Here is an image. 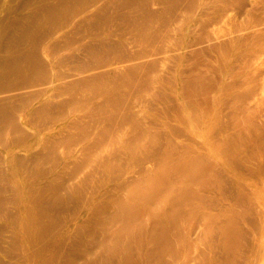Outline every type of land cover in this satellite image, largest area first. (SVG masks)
I'll return each instance as SVG.
<instances>
[{
	"label": "bare ground",
	"instance_id": "1",
	"mask_svg": "<svg viewBox=\"0 0 264 264\" xmlns=\"http://www.w3.org/2000/svg\"><path fill=\"white\" fill-rule=\"evenodd\" d=\"M0 1H2L4 7L9 6L8 8L5 7V9H8L7 17L4 20L0 19V35H2L0 36V207H6L9 202L15 204V206L17 205V214L14 217L15 232L13 233L15 236L13 243L14 246L17 244L20 248L19 258L5 259L3 249L6 246L3 248V244L7 241V237L2 234L6 231H3L4 228L2 227L3 229H0V264H66L68 259L71 264H239L242 260L241 251L244 249V240L249 237L244 228L243 219L247 211L243 209L242 203L237 200L235 202L231 200L228 204L215 202L214 200L217 199L215 198L216 194L213 193L214 186L217 193L224 195L221 189L223 178H219L216 170H209L211 167L209 160L199 151L196 152L193 148H190L188 143H183L186 149L184 147H178L177 149V143L174 141H169L165 146L162 144V137H158L159 134L155 135L153 132L156 129L155 126H158L154 125V121L157 120L156 122H158L160 120L161 123L163 121L165 123V118L162 119L164 116L161 117V110L155 108L157 104L155 106H153V103L150 104V100L153 97L155 98V96L152 97V92L158 91L156 96L158 101L163 100L165 96V93L161 91L163 83L160 77L162 78L161 73L163 74V71L167 73L169 61L172 62L170 60L171 56H166L165 59H159L161 53L157 54L159 56H156L155 53L149 56L138 45L140 42H137L138 44L134 43L136 48L131 47L134 48L132 52L135 49L136 52L141 50L140 52L146 56L148 55L149 58H145L146 56L139 52L141 54V56L139 55L140 59L135 57L137 61H133L134 63L131 61L132 64H128L124 60V56L127 55L125 57H128L129 55V58L132 57L131 53L128 54L130 51H127V54L124 51L119 54V51L123 49L130 50L126 46L129 44V35H123L121 28H118L117 32L112 31L111 26L106 27L104 22L102 23V25L104 24L103 27L99 28L93 27L94 24H92V27L85 25V27H79L81 20L78 22V18L77 20L74 19L75 21L72 20V29L69 28V33L65 35V40L71 41L69 45H72L75 40L78 43L74 53L73 50H70L73 49L71 46L68 49L65 48L68 51L67 56L71 54L70 57L73 58L72 56L77 54L74 56V58L76 57L75 62H72L73 64H70L72 65L70 67L68 64L71 58L67 60V56L64 57L60 54L56 49L57 44H53L54 40H50V37L37 43L31 40L32 32L44 29L43 26L49 20L59 18L61 26L69 22L68 18L66 19L69 15L66 12L68 0H46L45 2L39 0ZM173 1L177 2V0H171V2ZM195 1L189 3L192 6L197 4L201 7V3H197V1L195 3ZM212 1L218 2V0ZM233 1L237 6L236 0ZM117 2H121V4L119 5L115 1L113 2L115 5H112V7H116V4L120 7L125 6L128 11L127 15L131 16H129L130 18L133 15L134 18L138 15L139 20L142 17V22L149 19V13L156 9L157 3L165 4L163 0H117ZM228 2L230 3L229 0ZM247 2L241 1V5L237 6L239 8L235 6L234 9L241 11L242 4L245 7L244 4ZM80 3H78L79 6H81ZM74 4L76 5V3ZM167 4H165L163 10ZM176 4L174 3L175 6ZM105 5V9H102L106 13L110 10L111 4L109 6ZM188 5L184 4L182 7H188ZM21 6L25 7L26 15L20 10ZM192 6H189V10ZM108 7L110 8L108 9ZM178 7L182 11V7ZM224 7H222L224 13L223 9L220 8L221 13L225 16L223 23H230L232 17L225 10L228 5L226 8ZM231 8L228 7L227 10ZM175 9L171 8L174 11L170 9L164 11L165 14L167 11H171L170 16L173 12L174 16L172 15V17L176 18L178 9ZM117 10L122 11L123 8ZM214 10L218 13L217 8ZM114 11L116 12V10ZM181 11H179V14ZM193 11H190V13ZM240 11L237 12L240 13ZM113 12L112 15H110L111 12H107L108 16H113ZM115 12L114 14H116ZM187 12L189 13L188 10L184 11L185 14ZM212 12H207V14L211 13L213 15ZM85 13L87 14V12ZM162 13L160 15L163 17ZM92 14L98 17L100 15V13L99 15ZM179 14L178 17L183 15V13H181V16ZM94 15L88 21L93 20L96 17L93 18ZM160 15L159 18H161ZM193 15L190 16L192 19ZM25 16H29L28 19ZM116 18L119 20L118 16ZM124 18L127 17L124 16ZM155 18L158 17L155 16ZM179 19L181 20V18ZM208 19L211 21V18ZM177 21L179 22V20ZM177 21L175 22L177 23ZM199 21H201L200 18ZM107 22H110V20ZM113 23L115 22H112L111 25ZM129 24L128 26L131 28ZM56 25L54 27H57ZM160 25L159 27L157 25L158 29ZM171 25L169 24V26ZM49 26L52 27L50 23ZM153 26L151 25V27ZM169 26L164 27V33L162 32L164 35H161L166 36L164 37L166 42L171 41L173 45H176L174 35L177 31L180 33L179 29L181 28L176 27L175 24L174 27ZM129 27L127 31L130 29ZM134 27L137 30L136 26ZM157 27H153V29ZM223 28L226 30L228 27ZM223 28L220 29L221 32L224 31ZM146 29L148 28L146 27ZM118 31L120 32L119 37L117 36ZM149 31L155 30L148 29L147 32ZM111 32H114L113 35H111ZM139 32H141V29ZM154 34L156 33L153 32V36H155ZM135 35H132L134 39ZM4 36L7 37V42ZM110 36H112V41H116L115 45L113 44L114 46H110L109 41L111 39L107 40ZM139 37L143 39L141 35ZM185 37L186 34L179 37V42L184 44ZM105 40L108 43L107 46ZM164 42L163 45H166ZM144 44L150 47L153 43L142 42L143 46H145ZM161 44H159V47ZM97 46L100 48H96ZM137 46L140 50H137ZM81 48L88 51L87 60L83 61L84 58L79 56L80 52H75ZM177 51L179 49L175 50V52ZM166 52L168 51L166 50ZM177 54L175 53V55ZM175 55L172 57H175ZM77 57L83 62L80 59L78 60ZM175 58L178 59V57ZM145 59H148L149 62H146ZM65 60L68 63H65ZM172 60L177 63L174 58ZM144 61L145 64L148 63V66L144 65ZM69 71H71V75ZM131 72L134 73L131 74ZM173 75L172 78L167 76L172 84L178 80L177 73ZM128 94L129 101L126 99ZM74 101L77 103H74ZM71 102H73V106L70 109ZM158 107L160 108V106ZM51 115L54 118H50ZM34 117L40 118L39 121L41 118L43 120L48 119L45 120L46 124H49L52 119L53 122L46 126L47 129L40 128V130L39 127L36 126V128L32 125ZM32 128L29 140L25 138L23 141L17 142L19 138H23L27 134L26 131ZM170 131L168 130V132ZM99 135L102 138H99ZM119 163L121 164V170L115 172L113 167L116 164L119 165ZM38 165H41V169L45 172L40 175L41 173H38L37 170V177H33L31 166L36 167ZM42 166H45V169ZM203 167H206L205 171H203ZM130 173H133V178L129 176L130 179H128L126 176ZM100 174H103L102 178ZM115 178H120L118 184L107 188V191L104 187L101 190L105 182H112L111 180ZM2 182L10 184L8 185L9 190L10 187H13L12 189L15 191L6 196L3 191H8V189L4 187L5 185L3 186ZM79 191L84 192V197L82 196V199H80L81 202L73 214L75 220L80 219L86 206L93 202L91 198L96 193L95 191L105 192L107 203H97L100 206V213L95 212L98 216L93 220L91 226H89V222V225H86L90 229L85 226L86 223L84 224L85 228L91 230V232L89 231L90 234L86 233L88 236L85 234L86 239H78L81 240V243L80 245L76 244L78 247L71 249L73 252L70 259V256H64L65 254H62V251L58 249L65 241L71 229L70 226L65 225V222L62 223L65 225L64 227H68V230L66 228L55 234L48 229L46 221L48 218L53 217H49L51 215L49 207L52 206V203L54 205L55 200L67 201ZM48 202L52 203L48 206L45 204ZM73 202H69V204ZM58 203L60 204V202ZM58 203L55 202V205ZM142 203L148 205L147 207L153 211V216L150 214V217H152L151 225L144 228L139 218V207ZM68 212H70V208ZM65 215L68 216L67 213ZM143 216L146 217L144 213ZM2 217L0 215V218ZM196 217L199 218V226L197 233L192 234L188 222ZM59 218L61 217L59 216ZM64 218L66 219V217ZM59 222L61 221L59 220ZM72 222L69 221V223ZM84 226L75 227L84 230ZM4 227L6 228V226ZM45 227L48 228L45 229ZM53 227L50 229L56 230L55 228L59 227L58 229L61 230L63 228H60V225ZM8 229L10 228L8 227ZM83 230L82 232H86ZM74 232L76 233V231ZM9 233L11 232L9 231ZM76 235L78 234L76 233L74 238L77 237ZM44 240L49 241L47 243L49 245L45 244ZM36 243L46 245V256L40 257L36 254L38 252H31V248L34 247L33 244ZM192 243L197 245L195 246L196 249L194 248L191 252L189 246ZM41 252H45V250Z\"/></svg>",
	"mask_w": 264,
	"mask_h": 264
},
{
	"label": "rangeland",
	"instance_id": "2",
	"mask_svg": "<svg viewBox=\"0 0 264 264\" xmlns=\"http://www.w3.org/2000/svg\"><path fill=\"white\" fill-rule=\"evenodd\" d=\"M16 1L17 0H13V2H16ZM39 1L45 2L46 0H39ZM68 1L69 2L67 3L66 12L69 15H67L66 19L68 18L67 20L69 22H67L66 24L61 26L59 18L52 19L54 21L49 20L43 26L44 29H38V30L32 32L31 40L34 41L35 43H37V42H42V41L46 40L48 37H50L49 38L50 40H54L52 43L57 44V46H56L57 51H59L60 54L64 55V57H66L67 56L66 54L68 52L67 51L68 47L71 46L73 48V49H70V50H73V53H74L75 47H78V46H76V44H78V43L75 39L74 40L76 41V43L72 39V41H73L72 43L74 45L73 44L69 45V44H71L70 43L71 41L70 40L66 41L65 35L67 33H69V28L72 29L71 22H73L79 18V20H77L78 22L81 20L79 27H85V26L92 27L93 26L92 24H94L93 27L99 28V27H103V25L105 24L106 27L111 26V29L114 32H117V29L121 28V33H123V35H129L128 36L129 44L126 46L129 47L130 50H128V49H123V50L117 49V50H122V51H119L120 53L117 51L119 54H121V52L123 53V51L125 52V54H127L126 52L130 51V52H128V54L131 53L130 55L133 58L132 57H130V58H132V59L129 58V55H128V57H125L127 55L123 54V55H125L124 60L128 64L129 63L132 64L133 61H137V59H140V56L142 53L140 52L141 50L139 49L138 46H137V50H140V51L136 52L135 51L136 49H135L134 52H132V49L136 48L134 46H136L135 44L137 42H140L141 45L138 43L137 44L140 46V48H142L143 52H146L147 54H149V56H151V54H153V53H155L156 56H159L157 54L161 53L160 58L158 57L159 59H165L166 56H171L170 60L172 62L169 61V64L167 66V73H166V71H163V74L161 73V75H163V76H162V78L160 77V79L163 83V87H162L161 91H163L165 93V96L163 97V100H159V101H161L159 103V101L156 98L158 91L152 92V97L155 96V98L153 97V99H156V100H153V99L150 100V104L153 103V106H155L157 104L155 108L161 110V117H162V115L164 116V117H162V119L165 118L164 119L165 123L163 120H162L163 121L162 123L160 120L158 122H156L157 120L154 121V125L156 124L158 126H155L156 129H154L153 132L155 135L159 134L158 137L159 136L162 137L161 138V140L163 142L162 144H164L165 146L169 141H172V142L174 141L175 143H177V149H178V147L179 148L184 147L186 149V147L184 146L183 143H185V144L188 143V144H190V148H193L194 151H196V152L199 151L202 155H204L206 157V159L209 160V165L211 166L209 168V170L210 169L216 170L219 178H223V180H224V181L222 180L223 184L221 185V189H222V192L224 195L217 193L215 186H214L213 193L216 194L215 198L217 199L214 201L221 203V204H228V203H230L231 200H232V202H235L237 200V201L242 203L243 209L247 211L246 215H245V217H243V219H244V228L248 232L249 237L244 240V244H243L244 249H242V251H241L242 260L239 264H264V0H252V1L251 0H245V1L244 0H236L237 6L241 5V1L242 2L248 1L247 2L248 4L247 3L244 4L245 7L242 4L241 7H243V8L242 9L240 8L243 13L240 10L234 9L236 5L234 3L235 1H233V0H229L230 3L228 2V0H218V2H213L212 0H196L197 3H199V2L201 3L200 4L201 7L197 6V4H195L196 1H195V3L193 2L195 5L192 6V4L189 2H192L193 0L192 1L191 0H177V2L176 1L171 2V0H167L170 2H167V1L164 2V0H163V2L165 4L173 3V4H171L170 7H169L170 4H167L166 8H164V10L165 9L171 10V8L178 9L177 10L178 13L175 11L177 13V16L175 15L176 18L172 17V15L174 14L173 12L171 13V16L169 15L170 12L174 11V10H171L169 12L167 11V13L169 15V17H168L167 13L165 14L166 10L165 11L163 10V7H165V4L164 5L159 4V3H161V1H159V3L156 4V9H158V10L154 9L151 13H149V16H150L149 19L145 20L143 22H142V17L140 20L138 19V17H139L138 15H137V17L135 16V18H134V15L132 16V18H130L131 16L127 15L128 11L125 8V6L120 7L119 5L121 4V2L119 3V2H117V0H85L87 2H84L83 0H78V2H76L77 0H68ZM82 1H83V4H82ZM115 1H116V3H119V5L116 4V7L113 6L114 7L113 8L112 5H115V3L113 4V2H115ZM178 1H179V3H178ZM231 1H233V2H231ZM79 2H81L80 3L81 6H79V4H78ZM110 2H112V3H110ZM185 2H187V3H185ZM224 2L229 3V4H227L228 7L229 8L232 7V8L230 10L229 9L227 10L228 7L226 8L227 5ZM0 3H1L0 12L2 11L1 12L2 16L0 15V19L4 20V18L7 17V14H8L7 8L9 6L7 7V5H6L5 7H7V8L5 9L2 1H0ZM71 3L73 4V6ZM74 3H76V5L78 4V7ZM174 3H177L176 6L174 5ZM214 3H217L220 6H218L217 4L215 5ZM84 4H86V5L83 6ZM105 4H107L108 6L111 4L110 7L112 9L110 7H108V9L110 8V10L107 11L108 13L111 12L110 15H112V12L114 10H116V12L114 11L116 14H114V12H113V16H110V15L108 16L107 12L106 13L103 12V9H105L104 6H106ZM184 4H187V5L190 4V5H188V7L185 6L183 8L182 6H184ZM231 4H233V5H231ZM93 5H95V7H93ZM117 5H118V7H117ZM158 5L162 9H160ZM172 5H173V7H172ZM23 6H25V5H23ZM178 6L182 7V11H181V9H179L180 7H178ZM189 6H192V7H190V10H189ZM194 6H196V7H194ZM237 6H236V8H239ZM68 7H70V8H68ZM79 7H81V8H79ZM83 7H84V9H82ZM203 7H205V8H203ZM222 7L226 8L225 10L227 11V13L231 15L232 20L230 23H223L225 16L221 13L220 8H222ZM118 8H123V10L118 11L117 10ZM210 8L212 10L217 8L218 13L215 12L216 10H214L213 12H215V13H213ZM24 9H25V7H22V6L20 7V10L23 13H25L24 15H26V10H24ZM85 9H87V10H85ZM88 9H89V11H88ZM100 9H102L101 12H103V14H101V12H99L100 13V15H99L98 11H100ZM183 9H185V10H183ZM27 10H28V7H27ZM83 10H85V11H83ZM91 10H93V11H91ZM186 10H188L189 13L187 12V14H185L184 11H186ZM192 10H194V11L191 12L192 13L191 14L190 11H192ZM155 11H158V12H155ZM179 11H181L180 14H179ZM210 11L212 12L213 15H211V13L207 14V12H210ZM222 11L224 13V9ZM226 11H225V13H226ZM237 11H240V13H238ZM85 12H87V14ZM159 12H161L163 14V17H162V15H160L161 13L159 14ZM194 12H195V14H194ZM73 13H74V15H72ZM89 13L90 14L95 13V14L99 15L100 18L98 16L92 14V15H94L93 18L96 16L94 18L96 20H94V19L89 20V21H91V22H89L88 19H92V15H90ZM181 13H183V15ZM121 14H125V15H121ZM178 14H179V16H181V15L182 16L178 17ZM189 14H191V15L197 14V15L195 17L193 15V19H192V17H190L191 15H189ZM79 15L82 16V17L80 16L81 19H80ZM120 15L122 17V20H121ZM159 15L161 16V18H159ZM165 15H166V17H165ZM208 15H211V16L209 17ZM85 16H88L89 18L85 17ZM107 16L109 17V19ZM117 16H118L119 20L116 18ZM124 16L127 18H124ZM151 16H154V17H151ZM155 16H157L158 18H155ZM22 17H24V16H22ZM28 17L29 16H25L26 19H28ZM177 17H178V19H177ZM110 18H113V19H110ZM179 18H181V20ZM199 18L202 22L199 21ZM208 18H211L212 22ZM66 19H65V21H66ZM107 19L110 20V22H107L108 21ZM123 19H124V21H123ZM128 19H129V22H128ZM182 19H183V21H182ZM58 20H59V22H58ZM177 20H179L180 23ZM184 20H185V22H184ZM92 21H94L98 24H96ZM166 21L169 23L167 24ZM175 21H177V23ZM103 22H104V24L102 25ZM112 22H115V23H113L115 25H113V24L111 25ZM140 22H142V23H140ZM191 22H192V24H191ZM233 22H237V23L239 22V24L233 23ZM49 23L51 24L52 27L49 26ZM163 23H165V24H163ZM56 24H58L61 27H59ZM128 24L131 26V28L128 26ZM153 24H154V26H153ZM155 24H157L158 27L161 24L160 28L158 29L157 25L155 26ZM169 24L170 25L172 24V25L169 26ZM174 24L176 25V27L178 26L181 28V29L178 28L179 32L181 34L178 33V31H177L176 34L174 35V37H176L175 38L176 45L175 44L173 45L171 41H169V43L166 42L164 40V37H166V36H163L164 35L163 34L164 29L168 26L172 27ZM55 25L57 27H54ZM98 25H100V26H98ZM132 25L136 26L138 31L135 29V27L133 28ZM151 25L153 27H157V28L153 29V27H151ZM120 26H122V27H120ZM137 26H140V27H137ZM149 26H150V28H149ZM237 26H239V27H237ZM48 27H50V28H48ZM112 27H115V28L113 29ZM128 27L130 28L128 30L130 32L127 31ZM146 27L149 30H155V31L147 32L148 29H146ZM223 27H228V28L225 30V28H223ZM98 28H97V30H98ZM221 28H223L224 31L221 32L220 31ZM133 29L135 30V32H133L134 31ZM140 29H141V32H139ZM66 30H67V32H66ZM131 30H133V31H131ZM181 31H183V32H181ZM188 31H189V33H188ZM114 32H111V35H113ZM136 32H138V34H136ZM153 32L156 33V34H154L155 36H153ZM159 32H160V34H159ZM107 33H108V31H107ZM119 33L120 32L118 31V35H117L118 37L120 35ZM150 33H152V34L150 35ZM157 34H158V36H157ZM161 34H163V35H161ZM183 34H186L184 44L179 42V39H180L179 37H181ZM132 35L136 36L135 37L136 41H134L135 39H134V36H132ZM140 35L143 39H141L139 37ZM146 35H148V36H146ZM149 35H150V37H149ZM0 36H2V35H0ZM156 36H157V38H155ZM111 37L112 36L107 38V40L111 39L109 41L110 46L111 45L114 46L116 41H114V40L112 41ZM5 38H6L5 39V41H6L7 37H5ZM61 38H63V39L61 40ZM63 41H65V42H63ZM95 41L97 42L98 40H95ZM132 41H134V42H132ZM161 41H163V42L165 41L164 44L166 43V45H163V42L161 44ZM142 42L143 43L149 42V44L153 43L154 45L157 46V48L153 44L150 45V47L146 46V44H144L145 46H143ZM59 43H60V45L58 46ZM131 44H133V45H131ZM159 44H161V46L163 45L164 48L161 46L159 47ZM178 44H180V45H178ZM105 45L106 46L108 45L106 40H105ZM152 46H154V47L152 48ZM165 46H166V48H165ZM131 47H134V48H131ZM65 48H67V49L65 50ZM96 48H100V47L97 46ZM150 48H152V49L150 50ZM178 49H179V51L175 52V50H178ZM155 50L158 52L156 53ZM166 50L168 52H166ZM78 51L80 52L79 53V56H81L80 58H84L83 61L87 60L86 56L89 55L88 51L85 48L83 50L81 48L80 50H76L75 52H78ZM85 51H87V52H85ZM174 52L176 54L178 53L179 55L178 54H177L178 56L175 55ZM4 53H5V51H4ZM173 54L175 55V57H178V59H176L175 57H172V56H174ZM76 55L74 54L72 57L74 58V56H76ZM70 56H71V54L67 56V60H69L71 58ZM144 56H146V55L144 54ZM2 57H3V55H2ZM135 57L137 59H135ZM73 58H71V60ZM75 58L73 59V61L69 60L70 63L68 65L70 67L72 66L70 64H73L72 62H75ZM127 58H129V59H127ZM145 58H149L148 55ZM173 58H174V61H177V63L173 62V60H172ZM77 59H78V57H77ZM62 60H64V59H62ZM145 60H146V62H149L148 59H145ZM83 61L81 60V62H83ZM60 62H59V64H60ZM66 62L68 63V61L65 60V63ZM76 62H77V60H76ZM146 62L144 61V65L148 64V63L145 64ZM77 63H79V61ZM144 68H146V67H144ZM170 72H172V73H170ZM132 73H134V72H131V74ZM176 73L178 76L177 77L178 80L172 84V81L170 83V78H168L169 79L168 80L167 76L172 78L174 76L173 74H176ZM69 74L71 75V71H69ZM166 80L169 82H167ZM166 84H168V85L166 86ZM59 96L62 98L61 95H59ZM128 96H129V94L126 95V97H127L126 99L129 101L130 98ZM158 99H159V97H158ZM13 103H14V101H13ZM74 103H77V102L74 101ZM158 103H159V105H158ZM72 106H73V102H71L70 109L72 108ZM158 106H160V108ZM50 118H54V116L51 115ZM50 118H49V120H50ZM33 119L34 120H32V125H33V127H36V126L39 127L38 129H40V128L41 129H45V128L47 129L46 126H48L51 122H53V119H52V120H50L49 124H46L45 118H44L45 120H43L41 118L40 121H39L40 118L34 117ZM37 121L39 124L37 123ZM41 124H43V125L40 126ZM166 124H167V126H165ZM32 130H33V128L26 131L27 134L24 135L23 138H19V140H17V142L23 141L25 138H28L26 140H29L30 135L32 133ZM168 130L169 131L171 130V131L168 132ZM29 131H31V132H29ZM100 135H102V134H100ZM100 135H99V138H102ZM181 142H182V144H181ZM120 165H121L120 163H119V165L116 164V166L113 167V170L115 172H116V170L120 171L121 170ZM40 166L41 165H38L36 167L31 166L32 167L31 168V170H32L31 174H33L32 175L33 177H37V172L41 173L40 175L44 174L45 170H42ZM42 167L45 169V166H42ZM33 168H34V170H33ZM113 170H112V172H113ZM205 170H206V167H203V171H205ZM207 172L205 173L206 175H207ZM130 174H128L126 176L128 179H130L129 176L132 177L133 173H130ZM100 176L102 178L103 174H100ZM111 181L112 182L107 181L108 183L105 182V184H103L101 190L104 187L105 191H107V188L118 184L120 182V178H115ZM8 185H10V184H8V183L4 184L3 183V186L8 189V191L6 190L7 192L3 191V193L5 192L4 194L6 196L10 195L13 191H15L12 189L13 187H10V190H9ZM6 186H8V187H6ZM95 192H94L95 194L91 198L93 202L90 205H88L89 207L86 206L85 212H84V214H82L83 216H81V218L78 220L74 219L73 214H74V212H76V209L78 208V205L81 202L80 199H82L84 192L79 191L75 196L67 199V201H69V202L77 201V202H73L74 204L77 205V207L73 203L69 204V202L67 203V201H64V200L63 201L62 200H59V201L55 200V202H57V203L60 202V204L58 203L56 205H55V202L53 205V203H52L53 201L45 203L48 206H49V204L52 203V206L50 205V207H49V209L51 210V215L49 217L53 216V217L47 219L46 226H48L49 228L45 227V229L48 228L52 233L58 234L60 231H63L66 228L68 230L67 226H70V228H71L68 232V235H67L65 241H64L66 243L64 244V242H63L62 245L58 248L62 251V254H65L64 256H66V255L68 257L70 256L69 257L70 259H71V255L73 252V250H71V249H73L76 246L78 247V245H80V243H81V240L86 239L88 234H90L91 230H87L85 228V226L89 225V224H90L89 226H91L93 220L100 213L99 204H102L101 202L107 203V196H106L105 192L104 193H101V191L100 192L95 191ZM80 193H81V196H80ZM75 197H76V199H75ZM99 197H101L100 200H98L95 203V201L97 199H99ZM78 198H79V202H78ZM71 199H72V201H70ZM73 199H75V200H73ZM98 202H99V204H97ZM64 204H65V206L63 207ZM70 205L73 207H71ZM16 206H15V204L9 202V204L6 207H0V209L2 210L0 212V215L3 216L2 218H0V229L4 228L3 231L6 230L5 233L3 232L2 234L7 237V241L5 242V244H3V248L6 246L5 249H3V250H4L5 256H6L5 259H7V260L8 259L9 260L14 259L15 257L19 258V256H20V254H19L20 248H18L17 244H15V246H14V243H13L14 236H15L13 233V232H15L14 217H16V214H17ZM67 206L70 208V212H68L69 208ZM147 206L148 205L142 203L139 207V210H140V217L139 218L142 221L143 228L150 226L151 222H152V220H151L152 217H150V216L151 215L153 216V211H152V209H150ZM62 207H63V209H62ZM72 208H73V210H71ZM57 209H58V211H57ZM61 211H62V213H61ZM90 211L93 213H91ZM58 212H59V214H58ZM95 212H98L97 216H96ZM65 213H67L68 216H66ZM143 213H144V215H146V217L143 216ZM57 214H58V216H57ZM59 216L61 218H59ZM64 217H66L67 221ZM141 217H143V218H141ZM69 218H70V220H69ZM1 219H3V220H1ZM53 219H55V220L57 219V220L53 221ZM59 220L61 222H59ZM149 220H151V221H149ZM4 221H7V222H4ZM57 221L59 222V224ZM69 221L70 222L73 221L74 223L73 222L69 223ZM64 222H65V225L67 224L66 227H64L65 225H63ZM88 222H89V224H88ZM51 223H53V224H51ZM68 223H69V225H68ZM78 223H79V225H78ZM84 224H85V226H84ZM7 225H9V226H7ZM12 225H13V227H12ZM56 225L57 226L60 225V228H62V227L63 228L61 230H59L58 229L59 227H57ZM81 225H83L84 226L83 228H85L84 230L83 229L82 230L86 231V232H82V230L79 229ZM4 226H6V228ZM53 226L57 227V228H55L56 230L50 229ZM75 226L79 227V228H76ZM198 226H199V218L198 217L192 218L189 220L188 227H189L190 231L192 232V234L197 233ZM8 227L10 229H8ZM86 227L88 228V226H86ZM11 228H12V231H11ZM78 229L81 231H79ZM88 229H90V227ZM73 230L76 231V233L78 234V235H76L77 237L75 236L76 238H74V235L76 233ZM9 231L11 233H9ZM53 231H56V232H53ZM72 232H74L75 234ZM7 233L10 235H8ZM12 233H13V235H12ZM86 233H88V234H86ZM142 234H144V233H142ZM52 236H53V234H52ZM78 239H81V240H78ZM44 241H45V244L49 243V241H47V242H46V240H44ZM77 241H78V243H76ZM45 244H41V243L33 244L34 247L31 248V252H33V253L38 252L36 254L40 255V257L46 256L45 253L47 251V248L45 249V247H46ZM66 244L69 246H67ZM76 244H78V245H76ZM47 245H49V244H47ZM196 245L197 244L192 243V245L189 246L191 252L193 251L194 248L196 249V247H195ZM16 246H17V248H16ZM63 247H65L66 250ZM34 249H35V251H34ZM44 250H45V252H41ZM7 251H8V253H7ZM10 252L12 255L9 254ZM39 252H41V253L39 254ZM7 256H9V257H7ZM68 261H70V260L68 259L66 264H71Z\"/></svg>",
	"mask_w": 264,
	"mask_h": 264
}]
</instances>
